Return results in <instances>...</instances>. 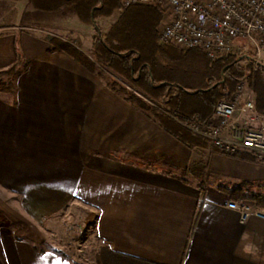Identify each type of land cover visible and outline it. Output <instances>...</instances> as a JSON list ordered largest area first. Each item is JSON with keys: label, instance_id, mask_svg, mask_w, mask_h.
Listing matches in <instances>:
<instances>
[{"label": "crops", "instance_id": "0c3cea01", "mask_svg": "<svg viewBox=\"0 0 264 264\" xmlns=\"http://www.w3.org/2000/svg\"><path fill=\"white\" fill-rule=\"evenodd\" d=\"M14 2L17 18L27 21L20 31L0 27V70L19 61L14 91L0 92V184L19 196L26 216L37 224L72 198L97 214V247L149 264H264V219L242 220L224 206L235 202L227 190L264 183V165L248 152L212 150L200 160L202 177L191 174L196 150L208 146L189 149L154 112L128 103L43 39L75 37L89 25L65 9L46 13ZM51 16L60 25L45 23ZM46 238L26 219L14 230L0 226V264H81L45 246Z\"/></svg>", "mask_w": 264, "mask_h": 264}, {"label": "trees", "instance_id": "16d2710c", "mask_svg": "<svg viewBox=\"0 0 264 264\" xmlns=\"http://www.w3.org/2000/svg\"><path fill=\"white\" fill-rule=\"evenodd\" d=\"M26 1L35 10L46 13L72 9L77 19L86 25L119 12L106 34L96 32L93 35L91 58L72 43L53 36H49V50L67 53L105 81L110 90L122 95L125 101L143 112H154V118L165 131L189 149L207 148L208 143L191 135L172 117L205 123L212 117L216 102L232 93L241 81L253 88L257 109L264 114V66L253 68L248 59L251 51L241 52L236 48L229 56L212 60L199 50L183 52L172 45L160 44L157 27L161 15L156 5L122 10L120 0ZM15 47L17 58H20L18 41ZM18 62L17 59L8 69L0 70V92L14 91L13 78ZM126 84L134 90L128 89ZM204 168L203 161H193L188 172L201 178ZM247 185L250 186L247 190L242 186L227 190L229 197L237 203H249L264 210V183L244 186ZM69 233L68 228L66 234ZM93 264L149 263L100 245L94 249Z\"/></svg>", "mask_w": 264, "mask_h": 264}, {"label": "built area", "instance_id": "2783aa9c", "mask_svg": "<svg viewBox=\"0 0 264 264\" xmlns=\"http://www.w3.org/2000/svg\"><path fill=\"white\" fill-rule=\"evenodd\" d=\"M156 5L160 10L157 38L180 51L199 50L209 59L227 57L237 48L252 51L253 68L264 66V0H120L122 10ZM208 147L225 156L248 152L264 165V114L256 106L255 92L241 81L220 98L205 123L172 117ZM224 206L248 217L264 219V211L249 203L227 201Z\"/></svg>", "mask_w": 264, "mask_h": 264}, {"label": "rangeland", "instance_id": "374dc122", "mask_svg": "<svg viewBox=\"0 0 264 264\" xmlns=\"http://www.w3.org/2000/svg\"><path fill=\"white\" fill-rule=\"evenodd\" d=\"M19 5L18 2L12 0L7 2L0 1V27L2 29L13 27L4 31H20L21 27L25 26L27 19L17 18L15 13V10L20 9ZM142 6L145 7L149 5ZM65 10L66 16H71L73 12L72 9L68 8ZM118 16L119 12H115L109 18L94 20L89 26H86L83 31H80V34L77 33L75 37L69 34H61L60 36L61 38L65 37L69 40H74L71 41L73 45L79 48V50L86 49L85 55L91 58L90 46L93 35L96 32H100L102 35L106 34L109 28L115 23ZM61 22V17L59 18L58 16H51L45 21L48 25L53 26L60 25ZM51 32L56 33L57 31L52 30ZM49 38L48 36H43V39L47 43ZM248 51H250V49H248ZM262 62H264V57H262ZM126 86L128 89L131 88L129 84H126ZM131 90L133 91L134 89L131 88ZM196 151V155L194 156L195 160L207 159L212 152L210 149ZM19 200L18 195L12 196L7 189L0 184V226L9 230H14L16 225L19 224L20 219H26L28 225L33 226V228L40 231L42 235H49V238H46L48 244L46 243L45 246L49 245L51 247H56L68 253V255L74 257L81 264H93L90 252L98 246L97 243H94L95 236L93 234L95 212L90 211L83 203L71 198L67 203L66 200L65 204L61 205L58 211L45 213L47 216L38 218L41 220L36 224V219H33L31 216H26L25 212L21 210ZM68 228L70 229V233L66 234V229Z\"/></svg>", "mask_w": 264, "mask_h": 264}]
</instances>
